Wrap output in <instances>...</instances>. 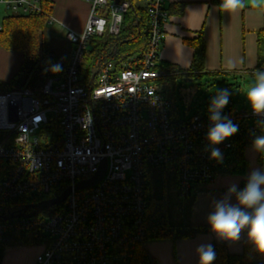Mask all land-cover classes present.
<instances>
[{
  "label": "built area",
  "instance_id": "obj_1",
  "mask_svg": "<svg viewBox=\"0 0 264 264\" xmlns=\"http://www.w3.org/2000/svg\"><path fill=\"white\" fill-rule=\"evenodd\" d=\"M88 1L83 31L66 34L72 49L62 72L38 89L0 93V243L10 235L41 239L34 264H128L133 247L147 236L149 170L173 168L181 199L218 174L206 139L208 108L176 121L173 101L160 85L173 75L159 67L168 18L163 0H141L149 26L143 54L122 70L105 64L86 76L91 41L118 36L132 7V0ZM40 4L0 0L1 8L23 16L43 14ZM46 19L54 20L51 14ZM222 115L233 122L262 119L251 108L238 109L233 100ZM215 147L224 154L230 143ZM104 161L101 180L77 190L75 185L93 178ZM67 189L59 205L5 219ZM49 194L53 197L45 199Z\"/></svg>",
  "mask_w": 264,
  "mask_h": 264
},
{
  "label": "trees",
  "instance_id": "obj_2",
  "mask_svg": "<svg viewBox=\"0 0 264 264\" xmlns=\"http://www.w3.org/2000/svg\"><path fill=\"white\" fill-rule=\"evenodd\" d=\"M121 1V0H120ZM123 1V0H122ZM220 3L221 0H212ZM43 14L41 15H14L9 14L1 21L0 27V48L8 51L20 52L23 56V63L19 71L6 83H2L4 92L15 89H38L47 77L59 75L68 63L70 58L66 53L61 57L45 51L43 46V33L47 27V15L54 9L53 0H41ZM124 21L118 36L101 37L93 39L90 43L84 73L90 76L95 67L105 64H112L116 70H122L128 66L130 59L143 54L148 48L149 26L147 11L143 7H132L124 15ZM194 49L191 68L188 73L181 74L179 70L174 72L189 79L203 77L220 78L223 81L230 75L205 72L206 44L200 34L197 38L188 41ZM59 71H53L55 66ZM161 68V66H160ZM257 69H264V27L258 33V65ZM166 80H161L163 85ZM238 89L237 83H230L223 89ZM231 100V99H229ZM208 108L209 104L204 105ZM246 108V107H245ZM200 110L197 111L199 113ZM172 117L178 121L179 117L172 106ZM259 121L236 120L233 123L238 125V132L227 140L230 148L224 152V159L217 163L218 174L243 175L247 169V161L244 150L248 145L253 144L255 136L262 135L264 124ZM254 127V130H251ZM245 185V184H244ZM242 186V188L244 187ZM194 191L186 199H181L178 194L177 173L170 167L152 168L148 172V207L146 212V233L144 244H136L128 264H153L147 253L146 243L151 240L171 239L174 241L189 239L201 233H207L209 228L194 226L190 221L193 204ZM49 194L46 198H52ZM30 201V200H29ZM16 209L15 206L11 208ZM247 230L245 229V232ZM42 240L30 234L17 236L10 235L7 240L0 243V264L8 246L11 245H32ZM216 259L213 264H264V255L259 254L251 242H246L242 255H231L227 243L216 241L213 243Z\"/></svg>",
  "mask_w": 264,
  "mask_h": 264
},
{
  "label": "crops",
  "instance_id": "obj_3",
  "mask_svg": "<svg viewBox=\"0 0 264 264\" xmlns=\"http://www.w3.org/2000/svg\"><path fill=\"white\" fill-rule=\"evenodd\" d=\"M54 9L51 13L53 21H46L47 26L61 25L73 32H82L89 15L88 0H53ZM136 7H144L141 0L131 1ZM221 3V2H220ZM220 3L212 0H163V6L168 14L164 23V40L160 51L159 67L180 76L174 72L179 70L186 74L191 68L194 49L188 41L202 34L206 44L205 72L237 76H254L258 65V33L264 27V10L253 9L250 6L237 12H226ZM11 14L0 7V27L2 19ZM72 46L68 51L71 52ZM236 61L237 66L229 70L228 62ZM23 61V56L17 51L0 48V78L9 81L15 75ZM178 78V77H176ZM181 78V77H179ZM187 80L186 77H182ZM166 81L164 84H166ZM245 107V106H244ZM247 108V107H246ZM264 135V129L263 133ZM244 152L247 169L243 175L217 174L210 183H199L194 189V204L190 221L194 226L209 228L207 233H201L192 238L182 240H151L146 243V250L153 264H199L196 249L201 244H211L216 241L227 243L231 255H242L247 238V231H242L236 242L219 239L210 229L207 217L213 210L215 201L224 197L228 188L236 184L239 189L246 183L248 174L253 169L264 170V155L253 150L248 145ZM231 203L235 204L233 196ZM41 248L32 245H11L6 248L1 264H34L36 255Z\"/></svg>",
  "mask_w": 264,
  "mask_h": 264
},
{
  "label": "clouds",
  "instance_id": "obj_4",
  "mask_svg": "<svg viewBox=\"0 0 264 264\" xmlns=\"http://www.w3.org/2000/svg\"><path fill=\"white\" fill-rule=\"evenodd\" d=\"M250 6L253 9L264 10V0H221L220 7L226 12L234 13ZM237 66L236 61H229V70ZM55 66L53 71H59ZM243 95L254 115L262 117L260 123L264 124V70L257 69L254 80L246 83ZM231 92L229 89H219L212 96L208 107L210 127L206 139L211 148L210 159L222 162L224 155L215 147L238 132V125L222 110L229 103ZM253 150L264 155V135L255 136L252 144ZM236 203H231L232 197ZM211 231L221 240L236 242L240 239L242 231L247 230V238L255 250L264 255V170L253 169L247 176L242 189L232 184L223 198L213 204V210L207 217ZM196 252L199 264H213L216 253L211 244H201Z\"/></svg>",
  "mask_w": 264,
  "mask_h": 264
},
{
  "label": "rangeland",
  "instance_id": "obj_5",
  "mask_svg": "<svg viewBox=\"0 0 264 264\" xmlns=\"http://www.w3.org/2000/svg\"><path fill=\"white\" fill-rule=\"evenodd\" d=\"M42 33L44 43L42 47H44L46 52L58 57L68 53L72 44L67 40V29L65 27L57 24L54 27L49 25ZM252 80H254V76L250 75L226 78L224 81L223 77H203L196 80L192 79L191 81L179 77L169 78L163 86V91L168 98L172 99L178 117L183 121H187L204 105L210 104V100L216 91L223 89L225 85L230 83H237L239 88L229 90L231 92L229 99L235 102L238 109L244 106L249 109L250 105L244 97L242 90L246 83ZM5 81L0 78V93L4 92L2 83H6ZM173 171L175 172L174 169Z\"/></svg>",
  "mask_w": 264,
  "mask_h": 264
},
{
  "label": "water",
  "instance_id": "obj_6",
  "mask_svg": "<svg viewBox=\"0 0 264 264\" xmlns=\"http://www.w3.org/2000/svg\"><path fill=\"white\" fill-rule=\"evenodd\" d=\"M191 80L192 79H189V81H191ZM105 168H106V164H105V161H104L103 164H102L101 169L99 170V172L93 178H91L89 180H86V181L79 182L77 185H75L76 189L79 190V189H84V188H87V187L89 188V187L97 184L101 180V178H102V176H103V174L105 172L104 171ZM69 193H70V189H67L63 194L60 195V197L58 196L56 198H52V199H49V200H46V201L45 200L41 201V202H39L37 204L27 205V206L24 207L22 212H20V213H18L16 215L12 214V215H10L9 217H7L5 219L9 220V219H12V218H15V217H18V216L19 217H25V216L29 217V216H32V215L33 216L37 215V214H39L40 212L44 211L45 209H47L49 207H52V206H55V205H59L62 202H64L66 200L67 196L69 195ZM29 209H34V212L28 214L27 211Z\"/></svg>",
  "mask_w": 264,
  "mask_h": 264
},
{
  "label": "flooded vegetation",
  "instance_id": "obj_7",
  "mask_svg": "<svg viewBox=\"0 0 264 264\" xmlns=\"http://www.w3.org/2000/svg\"><path fill=\"white\" fill-rule=\"evenodd\" d=\"M32 205V204H31Z\"/></svg>",
  "mask_w": 264,
  "mask_h": 264
}]
</instances>
